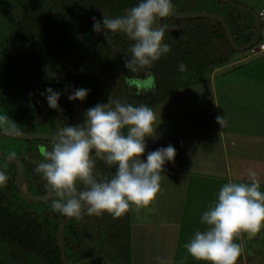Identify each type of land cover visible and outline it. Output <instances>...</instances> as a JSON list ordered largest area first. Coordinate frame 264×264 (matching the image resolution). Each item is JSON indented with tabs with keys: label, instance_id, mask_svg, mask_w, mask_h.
Masks as SVG:
<instances>
[{
	"label": "trees",
	"instance_id": "trees-1",
	"mask_svg": "<svg viewBox=\"0 0 264 264\" xmlns=\"http://www.w3.org/2000/svg\"><path fill=\"white\" fill-rule=\"evenodd\" d=\"M237 3L256 10L243 0ZM139 0H0V115H7L22 134H50L67 125H76L78 107L68 96L70 91L51 87L61 93L59 108H50L46 89L40 88L36 99L42 113L32 102V92L40 84L60 83L71 89H86L88 96L80 101L84 121L86 111L97 104L109 102V87L100 78L90 74L72 75L68 63L72 55L99 33L93 30V17L102 21L122 16ZM178 14L215 13L223 17L230 27L236 43L246 46L256 37L255 17L218 0H172ZM169 25L164 43L171 51L155 62L150 69L131 73L124 60L130 57L134 44L126 34L108 33L80 54L74 62L76 70H93L102 74L115 87V98L134 106L146 105L153 110L182 89L209 83L207 74L229 65L235 51L222 25L211 18H165ZM264 43V21L256 46ZM254 48V47H252ZM251 48V49H252ZM252 57L264 54V51ZM241 58V56H240ZM184 63L186 71L178 66ZM150 71L155 76V87L138 91L129 87V77L143 78ZM45 93V95H42ZM115 100V99H114ZM9 126V125H8ZM0 125V130L8 131ZM13 143L14 155L24 167L23 189L31 196L50 195L46 181L35 172L43 160L39 148H51L49 140H20L3 136ZM0 136V140H1ZM1 151V150H0ZM95 154V153H93ZM0 171L9 179L0 186V264H64L61 259L60 227L66 216L54 211L52 199L33 202L25 199L16 185L17 166L0 158ZM115 166L97 159L94 174L98 178H111ZM78 187H82L78 184ZM264 231V230H263ZM66 260L79 264L95 255L104 254L113 264H132L131 210L120 218L108 213L99 218L82 216L71 219L64 233ZM260 252V251H259ZM262 252V251H261ZM260 252V253H261ZM88 264H107L95 259Z\"/></svg>",
	"mask_w": 264,
	"mask_h": 264
},
{
	"label": "clouds",
	"instance_id": "clouds-1",
	"mask_svg": "<svg viewBox=\"0 0 264 264\" xmlns=\"http://www.w3.org/2000/svg\"><path fill=\"white\" fill-rule=\"evenodd\" d=\"M173 12L172 0H139L122 16L103 15L102 21L93 17V30L121 32L133 40L131 55L124 64L129 72L136 73L150 69L171 51V45L163 42L169 25L158 20L163 21ZM178 70L186 71V65L181 63ZM126 83L130 88L147 91L155 87V76L148 71L143 78H127ZM60 95L51 87L46 89L50 108H59ZM87 96L88 90L80 88L68 99L84 101ZM216 119L222 128L226 126V116L218 115ZM156 120L152 108L121 103L115 98L89 108L79 126L64 124L51 141L50 150L40 146L43 160L35 168L54 197L52 209L77 219L84 214L99 218L104 213L120 218L133 205L137 210L151 206L161 192L164 165L176 156L175 148L169 145L148 153L146 162L142 159L146 138L156 132ZM0 125H9L10 134L22 135L7 115H0ZM97 159L115 166L110 179L94 174ZM249 177L251 183L223 184L216 201L201 216L205 229L197 230L184 245L194 260L202 264H238L243 248L235 242L237 238L242 234L254 237L264 228V191L254 171L249 170ZM8 179L6 172L0 171V186L6 185ZM157 264L169 261L157 257Z\"/></svg>",
	"mask_w": 264,
	"mask_h": 264
},
{
	"label": "rangeland",
	"instance_id": "rangeland-1",
	"mask_svg": "<svg viewBox=\"0 0 264 264\" xmlns=\"http://www.w3.org/2000/svg\"><path fill=\"white\" fill-rule=\"evenodd\" d=\"M243 1L256 10L264 9V0ZM240 56L244 58V63L234 69L227 70L226 72H224V74H220L215 78L214 81L218 90L219 103L222 105V114L226 116L232 115V118H234L232 119L234 126H225V128H223V136L229 137L231 136V134L236 133L234 135L235 137H238V134H240V138L237 139L238 147L236 145L235 147L229 146V148H227L228 142L226 140L223 145L220 134H216V125L212 121H209L210 124L202 123L197 129L194 130L196 132V134L194 135L200 134L204 136L202 131L208 129V133L213 136V140L207 139V141L205 140L203 143H205V145H207L208 147H211L214 152L212 153V155L207 156L208 160L205 158L207 160L206 162L200 163L205 164L208 161L214 163L212 166V171L209 172H212V177L218 175L221 180L217 179L216 182H212V178H210V174L208 173L206 174L208 175L207 179L193 181V183L190 185V190L188 189V204L183 220V230H181V227L174 226L172 229L164 231L163 228H161V226L157 224L160 223V219H162V217L164 216V214L162 213V208L165 205L163 203V198H158L154 202V205L152 204L151 207H148L147 209L142 208L140 210H137L133 205L135 210L138 212L134 211L135 215L133 214L134 221L136 220L137 222H134L135 237H132V264H157V257L166 258L169 261V264H202V262L194 260L187 253L184 245L191 240L197 230L205 229L206 226L201 223L200 218L203 213L209 209L211 203L214 202L217 196L215 195V193L218 192L217 188L221 185L223 186V184L228 181V178L236 183H251L249 177V170H251L257 174V178L260 181L261 185V191H264V173L260 174L258 172L257 169L259 165L257 163H252L250 165L248 161L254 158L255 155H258L259 152L264 155V128L259 126V124H257L256 122H253L256 119H260L255 118L259 116V113L256 112V110L260 109V107L262 106L264 107V54L252 57L249 52L244 55H240L239 52H237L234 57L238 58ZM239 82H241V86L239 85ZM224 86L229 87L226 93L227 97H224ZM234 89L237 91L235 92ZM183 95L185 96V98H183L184 102L182 101V111L183 107L185 108V104L187 103L189 98L186 89ZM235 97L238 100H242V102H239V105L235 110H233L232 107L226 105L227 101L225 102V105L224 103H222L227 99L228 101L234 102ZM224 106L228 108H224ZM208 112L209 111H207L206 113L207 119H213L212 115ZM242 112L244 114H242ZM243 124L247 125L243 127ZM4 126V128L9 127L8 125ZM180 131L182 130H179V133H177L178 135L176 137L182 139V142H186L187 144H189L190 139L187 141L183 140L184 135H181L182 132ZM1 138L0 152L4 155H7L8 153L14 154L15 149L13 148V143L6 142L3 136H1ZM170 138L173 139L174 142L180 140L176 139L175 141L172 136ZM210 141H212L211 145ZM163 147L166 148L165 146ZM223 148H225V150H223ZM152 151H155V149L149 146L146 147V154L142 158L145 162L147 160V154ZM225 153L229 154V156H234V158L237 159L236 162H238L241 158L244 160L243 162L245 165V173H243L244 176L241 179L237 180L241 173L235 172L233 167H231L230 175H228L227 173L223 174L226 171V160L224 156ZM182 156L183 154H176L173 162L183 159L182 161L183 163H185L186 158H183ZM260 158L263 159L264 157L261 156ZM0 163H3L1 159ZM171 163L172 161L166 162L164 167L171 166ZM209 166L211 165H208V168ZM146 219H149V221L152 219L156 220V226H154L153 224L151 225L152 227L149 226L150 228H147L149 230L148 236L144 235L146 230L140 227L138 224L139 222H143ZM143 225L144 224H141V226ZM263 230L264 228H262L258 234L251 238H249L247 234H242L237 238L235 242L240 244L243 248V252L238 260V264H264ZM162 231H164L165 233H163V235L160 237L159 233H162ZM174 233L175 235H173ZM259 251L262 252L260 253ZM185 257H187V259H184Z\"/></svg>",
	"mask_w": 264,
	"mask_h": 264
},
{
	"label": "crops",
	"instance_id": "crops-1",
	"mask_svg": "<svg viewBox=\"0 0 264 264\" xmlns=\"http://www.w3.org/2000/svg\"><path fill=\"white\" fill-rule=\"evenodd\" d=\"M243 60L244 58L238 57L234 59L229 65L209 72L207 74V77L210 80L209 83H203L197 86L185 88L187 90V95L190 99L188 98V101L185 104L186 105L185 108L183 107V111L181 110V106L183 104L182 101L184 102L183 98H185V96L183 95L185 89L180 90L175 95L170 97L167 101H165L163 104H161L159 107L153 110L157 116V120L154 125V127L156 128V132L153 133V136L146 138V145L154 148L155 150L164 148L163 146L167 147L169 145H172L173 147H175L177 155L183 154L182 157L186 158L185 163H183L182 161L183 159L176 162L172 161L171 166L164 167L163 173L161 174L163 177L161 181V192L158 195L157 199L163 198L164 199L163 203L165 205L162 208V213L164 214V216L162 217V219H160V223L157 224L160 225L164 231L172 229L174 226L181 227V230H183L182 229L183 220L185 217V212L188 204V189L190 190L191 188L190 185L193 183V181H200L202 179L203 180L207 179L208 175L206 174L208 173L210 174V178H212L211 179L212 182H216L217 179L221 180V178L218 175L212 177L211 176L212 172H209L212 171L213 168L212 166L214 163L208 161L207 162L208 164L207 163L201 164L202 162H206L208 160L207 156L212 155V153L214 152V150L211 147H208L207 145H205V143H203L205 140L207 141V139L213 140V136L210 133H208V129L202 131L204 136L200 134L194 135L196 134L194 130L197 129L200 126V124L202 123L210 124L209 121H212L216 125L215 128L216 134L217 133L220 134L223 145L226 140L228 142L227 148H229V146L235 147L236 145L238 147L237 139L240 138V134H238V137H235L234 134L236 133L231 134V136L229 137L228 136L224 137L223 128L220 124L217 123L216 118L218 115L219 116H226V115L222 114V110H221L222 105L219 103L218 90L214 81L215 78L220 74H224V72H226L227 70L234 69L239 65H241L242 63H244L245 60L244 61ZM239 85L241 86V82H239ZM228 88H229L228 86L227 87L224 86V95H225L224 97H227L226 93ZM236 91L237 90H235V92ZM225 102L227 106L232 107V109L235 110L238 107L239 102H242V100H238L235 97L234 102L228 101L227 99L222 103H224L225 105ZM224 108H228V107L224 106ZM207 111H209L208 113L212 115L213 119H207L206 116ZM256 112L259 113V116L255 118H260V119H256L253 122H256L257 124H259V126L264 128V107L263 106L260 107V109H257ZM242 114L244 113L242 112ZM226 119H227L226 126L229 125L234 126L232 120L234 118H232V115L226 116ZM246 125L247 124H243V127ZM179 130H182L180 132H182L181 135H184L183 140L187 141L190 139L189 144H187L186 142H182L181 141L182 139L176 137L178 135L177 133H179ZM169 136L170 137L172 136L175 139V141L176 139H180V140L174 142L173 139H171ZM211 144L212 141H210V145ZM223 150H225V148H223ZM224 156L226 160V164H225L226 171L223 174L227 173L228 175H230L231 167H233L235 172L241 173L239 178H237V180L241 179L244 176L243 173H245L244 172L245 165L243 162L244 160L241 158L239 159L238 162H236L237 159H235L234 156H229V154L227 153H225ZM261 156L264 157V155H262V153L259 152L258 155L254 156V158L250 160H248L249 158L247 159L250 165L252 163L254 164L257 163L259 165L257 170L260 174L264 173V158L263 159L260 158ZM227 163L230 165H228ZM208 165L211 166H209L208 168ZM229 181L233 182L228 178L227 182ZM221 187L222 185L217 188L218 191ZM215 195L218 196V192H216ZM217 196L214 202L216 201ZM213 203H211V205ZM150 207L151 206H149V208ZM134 211L136 210L134 206H132L131 208L132 237H135L134 222H137L136 220L134 221V217H133V214L135 215ZM155 221L156 220L153 219L150 221L149 219H146L145 221L138 223L140 227L146 230L144 235L148 236L149 234V230L147 228L152 227L151 225L153 224L154 226H156ZM141 224L144 225L141 226ZM164 231H162V233H159L160 237L163 235V233H165ZM173 235H175V233Z\"/></svg>",
	"mask_w": 264,
	"mask_h": 264
},
{
	"label": "water",
	"instance_id": "water-1",
	"mask_svg": "<svg viewBox=\"0 0 264 264\" xmlns=\"http://www.w3.org/2000/svg\"><path fill=\"white\" fill-rule=\"evenodd\" d=\"M224 3H227L229 5H231L232 7H235L239 10H242L244 12H248L250 14H252L255 19H256V24H257V33H256V37L254 39V41L246 46H239L235 39L234 36L232 34V31L230 29V27L227 25L225 19L223 17H221L218 14L215 13H196V14H178V13H173L171 14L169 17L170 18H174V19H194V18H211V19H215L216 21H218L222 27L224 28L226 35L228 37V40L232 46V48L235 51L238 52H245V51H249L252 47L256 46L260 36H261V30H262V20L260 15L253 9L243 6L239 3H237L234 0H218ZM158 23L162 24V21L158 20ZM108 33L110 32H106V33H99L98 35H96L92 40H90L87 44H85L84 46H82L77 52H75L72 57L69 60L68 63V69L69 72L72 75H84V74H90V75H94L97 76L98 78H100L104 83L107 84V86L109 87V93H110V98L109 100H113L115 99L116 96V92H115V87L113 86V84L111 82H109L102 74L98 73L97 71H93V70H76L74 68V62L77 59V57L82 54L84 51H86L87 49H89L92 45H94L95 43H97L101 38H103L104 36H106ZM46 86H50V87H60V88H64L68 91H70L71 93L74 92L73 89H71L70 87H68L67 85L64 84H60V83H48V84H40L38 86H36L32 92V102L35 106V109L38 113H42V109L41 106L39 105L37 99H36V93L37 91L42 88V87H46ZM76 104L78 107V120L76 123V126H79L81 124L82 121V117H83V112H82V107H81V103L79 100H76ZM0 136H7V137H11V138H16V139H20V140H49L52 141L54 139V135H50V134H43V133H39V134H22L20 136H16L13 134H10V132L7 131H2L0 130ZM95 155V154H93ZM0 158L5 159L7 161L13 162L17 168H18V175L16 178V185L17 188L20 192V194L27 200H31L33 202H43V201H47L49 199L54 198L53 195H47V196H43V197H34L29 195L22 187V179L24 176V167L21 164L20 160H18L15 157H11L8 155H4L0 152ZM93 159H95V157H93ZM85 216H87L86 214H84ZM94 218V217H91ZM74 219V217L70 218V217H66L60 227V231H59V235H60V248H61V259L63 261L64 264H70L67 262L66 260V253H65V240H64V233H65V227L67 225V223L71 220ZM95 259H103L106 261L107 264H113V262L110 260V258L104 254H95L87 259H85L84 261H82L79 264H88L91 261L95 260Z\"/></svg>",
	"mask_w": 264,
	"mask_h": 264
},
{
	"label": "built area",
	"instance_id": "built-area-1",
	"mask_svg": "<svg viewBox=\"0 0 264 264\" xmlns=\"http://www.w3.org/2000/svg\"><path fill=\"white\" fill-rule=\"evenodd\" d=\"M260 16L262 17L263 21H264V11L261 12ZM253 54H257L259 52L264 51V43L261 44L260 46H254V48L251 49Z\"/></svg>",
	"mask_w": 264,
	"mask_h": 264
}]
</instances>
